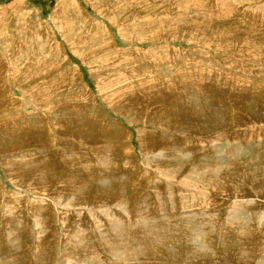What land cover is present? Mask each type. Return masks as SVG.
<instances>
[{"label": "rangeland", "instance_id": "obj_1", "mask_svg": "<svg viewBox=\"0 0 264 264\" xmlns=\"http://www.w3.org/2000/svg\"><path fill=\"white\" fill-rule=\"evenodd\" d=\"M0 138V260L18 225L29 256L41 238L46 263L66 264L77 235L102 245L114 223L161 214L191 184L189 213L225 222L241 206L264 239V0H0ZM244 166L254 181L236 180ZM205 233L212 264L256 248L227 232L228 253Z\"/></svg>", "mask_w": 264, "mask_h": 264}, {"label": "bare ground", "instance_id": "obj_2", "mask_svg": "<svg viewBox=\"0 0 264 264\" xmlns=\"http://www.w3.org/2000/svg\"><path fill=\"white\" fill-rule=\"evenodd\" d=\"M228 2V1H227ZM206 5V3H205ZM219 7V6H216ZM217 11V10H216ZM258 41V40H257ZM255 45V44H254ZM245 50V49H244ZM188 78V77H187ZM191 78V77H190ZM182 95V94H181ZM181 95L179 96V99L181 97ZM194 98V97H193ZM9 105V104H8ZM179 106V105H176ZM7 108V106L5 107ZM8 109V108H7ZM92 111V110H91ZM96 112V111H95ZM92 113V112H90ZM198 115V114H197ZM204 115V113L199 114L198 117H202ZM10 116V115H9ZM89 116V115H87ZM93 116V115H92ZM98 116V115H97ZM97 118V117H96ZM99 118V117H98ZM186 124L188 123L187 121L185 122ZM188 125V124H187ZM185 127V126H184ZM32 130V129H31ZM188 130H191L190 127H188ZM67 131V130H66ZM63 133V131L61 132ZM18 135V134H16ZM27 136H31L29 134H27ZM21 137V136H20ZM32 137V136H31ZM114 137V136H113ZM19 138V137H18ZM23 138V137H21ZM20 138V139H21ZM1 139V138H0ZM25 139V138H24ZM173 150V149H172ZM178 151V150H177ZM176 151V152H177ZM171 152V151H170ZM179 153V152H178ZM177 153V154H178ZM183 154V153H182ZM185 154V153H184ZM172 155H175L174 152H172ZM171 155V156H172ZM166 156V155H165ZM170 156V157H171ZM177 156V155H176ZM180 156V155H179ZM185 156V155H183ZM238 157V156H237ZM167 158V157H166ZM165 158V159H166ZM241 158V157H240ZM215 159V158H214ZM210 160V159H209ZM238 160V159H237ZM195 161V160H194ZM165 162V161H164ZM197 162V161H195ZM210 162V161H209ZM240 162V161H239ZM170 163V162H169ZM168 163V164H169ZM211 163V162H210ZM105 164V163H104ZM181 164V163H180ZM179 164V165H180ZM183 164V162H182ZM240 164V163H238ZM170 165H175L172 164V162L170 163ZM236 165V164H235ZM241 165V164H240ZM244 165V164H243ZM22 166V165H21ZM25 166V165H24ZM105 166V165H104ZM27 167V166H26ZM72 167V166H71ZM156 167V166H155ZM154 167V168H155ZM174 167V166H172ZM235 167V166H234ZM24 168V167H23ZM73 168V167H72ZM178 171H179V167ZM243 168V167H242ZM247 167L244 166L243 169H240L237 172V176H236V180L239 181L241 178L243 179L244 183H248L247 181H252L253 179H255V176L250 175L249 173H247L246 170ZM37 170V169H36ZM174 170V169H173ZM205 170V167H203V169H201L200 171L195 170L196 172L202 173ZM28 171V170H27ZM175 171V170H174ZM182 171V170H181ZM115 172V171H114ZM113 172V173H114ZM41 173L43 174V172L41 171ZM40 173V178L41 176H43ZM99 173V172H98ZM20 174V173H19ZM32 174H35L32 171ZM73 174V173H71ZM86 174V173H85ZM216 174V173H215ZM22 175V174H21ZM20 175V176H21ZM46 175V174H45ZM110 175V174H109ZM24 176V175H23ZM28 176V175H27ZM76 176V175H75ZM97 176H101L102 178L99 179V181L102 182V180L104 178H107L106 175L104 174H97ZM198 176V175H197ZM207 176V174H206ZM248 176V178H247ZM264 176V175H263ZM167 177V176H166ZM198 178V177H197ZM169 179V178H168ZM252 179V180H250ZM43 180V179H42ZM92 180V179H91ZM234 180V179H233ZM262 180V179H261ZM69 181V180H68ZM171 181V180H170ZM176 181V180H175ZM200 181V180H198ZM242 181V180H241ZM254 181V180H253ZM259 181V180H257ZM18 182V181H17ZM23 182V181H22ZM34 182V181H32ZM41 182V181H40ZM115 182V181H114ZM117 182V181H116ZM195 182V181H194ZM202 182V180H201ZM108 183H112L109 182ZM184 183V182H183ZM62 184L65 186V188H67L69 185V183L67 184L66 181L62 182ZM99 184V183H98ZM109 184V185H110ZM191 184V183H190ZM194 185V184H191ZM191 185H183V190L184 193L180 194H172L174 192H170V195H167L165 199V202H162L161 208L162 210L158 212H160L161 214L159 215H155V216H148V215H144L142 213H140L136 219V222H125L124 220H120L115 224V227L117 226V230H115V232L113 233V235H111L110 233L107 235L106 233L100 234L99 238L100 241L102 243V245L99 244V240L98 237L95 235L94 237L90 236L88 231H86V233L84 234H79L77 235L78 238L74 239L72 242V246L73 247H68L69 250L67 252V256L69 257L66 262V264H121V261L123 260V264H164L161 261H164L167 258V261L165 264H173V261H171L172 259H177V257L179 256L181 259L184 258L183 262L181 264H212L210 260L212 255L207 256V258H205L203 255H205V252H203V250H205V248H213V246H209L207 243L205 244V227H209L212 230V234L214 233L215 238L218 237V239L222 240L223 242V247L225 248L226 245L228 246V242L225 241V234L227 233L228 235L230 234L231 237L232 235H235V237H237L235 239V242H232L233 245L231 247L235 245L237 246V242H239V238L242 240H249V241H254V239L256 240L257 237H255L254 235V230L252 232H248V228L247 226H245V218H244V214H242V208L241 206H238V208L240 209H231L229 212V215L227 216V220L221 221L220 218L219 220H215V218H213V216H205V213L202 212L200 214H193L192 212L189 213L187 210H189L188 208H193V206L191 205L195 199L199 200L201 197L200 195L197 193V191L191 186ZM199 185V184H198ZM25 186V185H24ZM30 186V185H29ZM103 186V185H102ZM245 186V184H244ZM119 187V186H118ZM31 188V186H30ZM69 188V187H68ZM83 188V187H82ZM188 188L191 190L189 191ZM84 189V188H83ZM124 189V188H123ZM176 189V188H175ZM174 189V191H175ZM41 190V189H40ZM72 190V189H71ZM73 190H76V188H73ZM232 190V189H230ZM39 191V190H38ZM67 191V190H66ZM101 191V190H100ZM107 191V190H106ZM105 191V192H106ZM166 191V190H165ZM168 191V190H167ZM180 191V190H179ZM104 192V193H105ZM108 192V191H107ZM229 192V191H228ZM93 193V192H92ZM110 193V192H109ZM107 193V194H109ZM115 193V192H114ZM165 193V192H164ZM71 194V193H70ZM77 194V193H76ZM111 194V193H110ZM168 194V193H167ZM246 194V193H245ZM79 195V193H78ZM176 195L180 196L181 202L183 203L182 206V210H180L179 208L176 209V206L174 204L173 207H171V210H175V212L173 214H171V210H169V203L168 205L165 206V204H167L168 200H171L173 197H175ZM128 197V195H126ZM130 196V194H129ZM72 197V196H71ZM74 197V196H73ZM78 197V196H77ZM113 197H115V195H113ZM125 197V198H127ZM67 198V197H66ZM136 198V197H135ZM103 199V198H102ZM62 200V199H61ZM113 200V199H112ZM128 201L130 199H127ZM86 201V200H85ZM118 201V200H117ZM143 201V200H142ZM149 201V200H148ZM202 201V200H201ZM80 202V201H79ZM82 202V201H81ZM137 202V201H136ZM75 203V202H74ZM83 203V202H82ZM125 203V202H124ZM128 203V202H126ZM172 203V202H171ZM170 203V205H171ZM191 203V204H190ZM210 203V202H209ZM207 203V204H209ZM264 203V202H263ZM73 204V203H72ZM136 204V203H135ZM150 204V203H149ZM191 205V206H190ZM197 204H195L196 206ZM117 206V205H116ZM125 206V205H124ZM128 207V205H126ZM136 206V205H135ZM209 206V205H208ZM64 207V206H63ZM134 207V206H133ZM150 207V206H149ZM179 207V206H178ZM197 207V206H196ZM65 208V207H64ZM111 208V207H110ZM119 208V207H118ZM138 208V207H137ZM157 208V207H156ZM175 208V209H174ZM237 208V207H236ZM34 209V208H33ZM139 209V208H138ZM149 210H151L150 208H148ZM132 210V209H130ZM146 210V209H145ZM36 211V210H35ZM68 211V210H67ZM129 211V210H128ZM134 211V210H133ZM144 211V210H143ZM69 212V211H68ZM67 212V213H68ZM123 212V211H122ZM141 212V211H140ZM146 212V211H145ZM119 213V211H118ZM125 213V212H124ZM123 213V214H124ZM128 213V212H127ZM126 213V214H127ZM80 214V213H79ZM111 214V213H110ZM120 214V213H119ZM249 215V214H248ZM82 215H80L81 218ZM116 216V214H115ZM121 216V215H119ZM11 217L17 218L14 216V214L11 215ZM96 217V216H95ZM129 217V215H128ZM133 217V215H132ZM220 217V216H219ZM242 217V218H241ZM109 218V217H108ZM136 218V217H135ZM133 218V220L135 219ZM218 218V216H217ZM11 219V218H10ZM20 219V217H19ZM130 219V218H129ZM9 220V219H8ZM35 222L37 223V226L41 228V225L46 223V220L44 219L43 216H38L36 219H34ZM15 221V220H14ZM13 221V222H14ZM220 222L224 223L223 228L219 227ZM12 222V221H10ZM17 222V221H15ZM19 222V221H18ZM29 222V221H28ZM81 222V221H80ZM85 222V221H84ZM114 222V221H113ZM33 223V222H32ZM83 223V222H82ZM20 224V223H19ZM22 224V223H21ZM100 224V223H98ZM113 224V226H114ZM14 223H10V226H13ZM17 225V224H15ZM29 225V224H28ZM77 225V224H76ZM80 225V224H79ZM82 225V224H81ZM110 225V224H109ZM21 226V225H20ZM78 226V225H77ZM91 226V225H90ZM89 226V227H90ZM104 226V225H103ZM222 226V225H221ZM262 226V224H261ZM260 226V227H261ZM25 227V226H24ZM21 227V228H24ZM44 228V226H42ZM80 230H81V226ZM84 227V226H83ZM88 227V226H87ZM102 227V226H101ZM11 230L7 231V235L9 237L13 236L17 239L15 240V245L12 248V250H10V253L13 254L11 257H9L8 259H1L0 260V264H19V263H23V264H36L38 263V258H39V263L38 264H48L46 263L47 261V254L49 253L48 248L43 247L42 245L45 243L44 239L41 240V238L39 239V246L37 248V251L35 253L34 258L29 256L26 251H23V247L27 246V243L24 242L25 240H27V237L25 238V240L23 239L22 235H19V231L21 230L20 228H18L17 226H13L10 227ZM30 228V227H29ZM78 228V227H77ZM103 228V227H102ZM39 229V228H38ZM46 229V226H45ZM86 229V228H85ZM93 229V228H92ZM95 229V228H94ZM108 229V227H107ZM227 229V232H225V230ZM23 230V229H22ZM26 230V229H25ZM29 230V229H28ZM31 230V229H30ZM40 230V229H39ZM84 230V228H83ZM99 230V229H98ZM104 230V229H103ZM106 230V229H105ZM207 230V229H206ZM4 231V229H3ZM32 231V230H31ZM42 231V230H40ZM46 231V230H44ZM43 231V232H44ZM65 231V230H64ZM78 231V230H77ZM97 231V230H96ZM107 231V230H106ZM214 231V232H213ZM18 232V233H17ZM24 232V231H23ZM47 232V231H46ZM99 232V231H98ZM102 232V231H101ZM26 234V232H24ZM31 233V232H29ZM38 233V232H37ZM80 233V232H79ZM112 233V232H111ZM259 233V231H258ZM23 234V233H22ZM24 234V235H25ZM33 234V233H32ZM36 234V233H35ZM46 234V233H45ZM226 234V235H227ZM257 234V233H256ZM4 235V234H3ZM31 235V234H30ZM42 235V234H40ZM258 235V234H257ZM37 236V235H36ZM76 236V235H74ZM22 237V238H20ZM31 237V236H30ZM29 237L28 240H30L31 238ZM72 237V236H71ZM209 237H213V236H209ZM213 237V238H214ZM229 237V236H227ZM234 237V236H233ZM263 237V236H262ZM38 239V237H37ZM207 239V238H206ZM212 239V238H210ZM11 240V239H10ZM9 240V241H10ZM214 240V239H212ZM14 240L10 241L13 242ZM218 241V240H217ZM215 241V242H217ZM241 241V240H240ZM74 242L76 243V245H74ZM214 242V241H213ZM242 242V241H241ZM241 242L239 244H241ZM251 242V243H253ZM257 242V240H256ZM255 242L254 247H256L255 249H253V247H248L246 249H238V257L237 259H235L236 261L238 260L239 264H248L247 263V259L250 261V264H255L254 262V258H258L255 259L258 260L261 264L264 263V249H262V247L264 246V239H260L258 242L259 244H257ZM212 243V242H211ZM209 243V244H211ZM260 243L263 246H260ZM11 244V243H10ZM247 244V243H246ZM257 244V245H256ZM206 245V247H205ZM249 245V244H248ZM37 246V245H36ZM52 246V245H51ZM215 246V245H214ZM12 247V245H11ZM204 247V248H203ZM229 247V246H228ZM235 247V246H234ZM233 247V248H234ZM261 247V248H260ZM215 248V247H214ZM220 247H218L219 249ZM264 248V247H263ZM226 251L229 253L230 252V248H225ZM262 249V250H261ZM36 250V249H35ZM224 250V249H223ZM207 252V250H206ZM223 253V251H222ZM234 253V252H233ZM101 254H105L106 258L110 259L107 262H100L99 259L103 260V257H99ZM218 253L214 254L217 255ZM224 254V253H223ZM226 254V253H225ZM232 254V253H231ZM231 254H227L229 257H225L227 255L220 258L219 261L217 260V257L215 258L216 263L219 264V262L221 261V263L223 264H230L232 261L228 260L227 258L230 259V257H232ZM5 255V250L1 248L0 245V257ZM51 257V254H50ZM236 257V254H235ZM234 257V258H235ZM33 258V260H28ZM49 258V257H48ZM50 259V258H49ZM29 261L31 263H29ZM49 261V260H48ZM235 261V263H236ZM257 262V261H256ZM220 263V264H221ZM257 264V263H256Z\"/></svg>", "mask_w": 264, "mask_h": 264}]
</instances>
